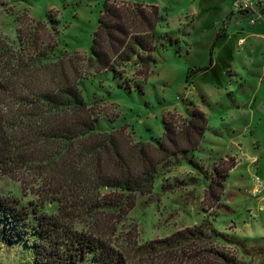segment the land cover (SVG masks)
I'll list each match as a JSON object with an SVG mask.
<instances>
[{"label":"trees","instance_id":"trees-1","mask_svg":"<svg viewBox=\"0 0 264 264\" xmlns=\"http://www.w3.org/2000/svg\"><path fill=\"white\" fill-rule=\"evenodd\" d=\"M162 19L155 5L105 0L90 55L79 62L78 53L49 61L46 51L35 54V46L14 52L0 44V177L32 171L43 183L35 188V202L0 195V239L22 243V264H264L261 246H247L209 221L130 247L133 257L128 245L113 240L116 218L150 194L164 172L185 163L206 175L189 156L207 129L203 111L193 107L188 118L163 117L158 140L135 141L124 126L98 129L97 102L88 103L81 88L91 73L104 71L126 86L124 67L131 62L135 75L146 79L157 63L156 48L178 43L157 31ZM204 69H189L186 80ZM219 178H209L206 188L216 202L223 191ZM42 190L49 199L40 196ZM45 203L55 212L43 210ZM211 238L232 244L248 261L202 244Z\"/></svg>","mask_w":264,"mask_h":264},{"label":"rangeland","instance_id":"rangeland-1","mask_svg":"<svg viewBox=\"0 0 264 264\" xmlns=\"http://www.w3.org/2000/svg\"><path fill=\"white\" fill-rule=\"evenodd\" d=\"M104 1L0 0V44L14 52L35 46V54L46 51L49 61L78 53L79 62L90 55ZM116 1L158 6L163 19L157 31L177 38L178 43L156 48L157 63L144 80L135 75L138 67L132 62L124 67L126 86L113 79L110 71L91 73L82 80L85 100L97 102L94 107L101 117L96 127L124 126L133 140L154 142L162 136L163 117L188 118L197 107L208 121L197 150L189 153L206 175L185 163L164 172L150 194L138 197L127 215L116 218L113 240L118 237L119 246L128 245L133 257L130 247L166 239L209 221L217 231L264 249V54L256 52L255 64L249 67L241 65L242 54H235L233 71L240 74L235 76L227 70L229 45H222L225 40H221L215 47L216 69H204L186 80L189 69L208 65L212 30L201 29L200 24L220 19L224 0ZM188 14L198 17L192 22L195 27ZM217 30L221 32L222 27ZM79 68L83 70L84 65ZM32 174L0 177V195L35 202V188L42 189L43 183ZM219 177L223 178V191L216 202L206 188L209 178ZM167 185L171 188L162 192L161 187ZM38 192L49 199L45 190ZM43 210L52 213L56 206L45 203ZM202 244L242 257L232 244L219 239ZM23 254L27 251L22 243L10 245L0 239V264H22ZM242 258L248 261V257Z\"/></svg>","mask_w":264,"mask_h":264},{"label":"crops","instance_id":"crops-1","mask_svg":"<svg viewBox=\"0 0 264 264\" xmlns=\"http://www.w3.org/2000/svg\"><path fill=\"white\" fill-rule=\"evenodd\" d=\"M232 1L233 0H224V7H222L223 10L220 19L217 21H215V19L210 21L211 25L206 24V22L203 25L200 24L201 29L209 28L212 30V36H210V39L212 38L213 40L210 41L209 45L210 57L208 65L194 66V68H207L206 71L216 69L217 60L214 56L216 54L215 47L218 45V43L221 44V40H225L222 45H225L226 43L229 45L228 47L230 52L227 53L229 56H226L228 58V71H233L236 69L234 60L237 55L235 54H242L241 56H243V58L241 59V65L243 67H249L255 64V59L253 56L256 54V52H260L262 55L264 54V0H262L261 4L258 6L259 11L262 13V17L254 24H250L248 17L245 15L239 18L231 14ZM219 2L216 1V3ZM217 5L219 7V4ZM188 15L191 16V23L194 20L198 21L196 14ZM192 26L193 23L191 27ZM220 26L222 27V30H219L221 32H218L217 29H219ZM193 27H195V25ZM158 28H160V26L157 25L156 29ZM234 73L235 76L240 75L239 73ZM240 79L241 78L239 77V80Z\"/></svg>","mask_w":264,"mask_h":264},{"label":"built area","instance_id":"built-area-1","mask_svg":"<svg viewBox=\"0 0 264 264\" xmlns=\"http://www.w3.org/2000/svg\"><path fill=\"white\" fill-rule=\"evenodd\" d=\"M261 2L262 0H233L231 4V14L239 18L245 15L248 17L249 23L254 24L262 17V13L258 8ZM257 181H259L258 178ZM258 184L259 182H257V187L261 186Z\"/></svg>","mask_w":264,"mask_h":264}]
</instances>
